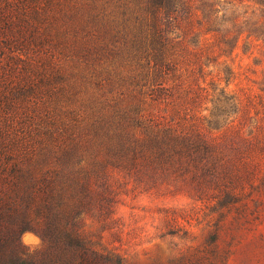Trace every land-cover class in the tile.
<instances>
[{
	"label": "trees",
	"instance_id": "trees-1",
	"mask_svg": "<svg viewBox=\"0 0 264 264\" xmlns=\"http://www.w3.org/2000/svg\"><path fill=\"white\" fill-rule=\"evenodd\" d=\"M222 9L220 0H0V264H123L80 224L96 204L102 218L112 212L104 194L110 168L135 178L151 166L160 182H190L198 198L218 202L264 179V156L239 128L225 141L236 152L220 147L234 124L224 108L231 97H216L206 114L187 106L171 117L95 112L60 65L68 52L102 56L113 48L161 57L186 36L208 40L215 29L208 25L228 21ZM223 114L227 125H216ZM90 133L114 138L116 150H81ZM41 221L47 227L37 229L44 243L36 255L18 235Z\"/></svg>",
	"mask_w": 264,
	"mask_h": 264
},
{
	"label": "rangeland",
	"instance_id": "rangeland-1",
	"mask_svg": "<svg viewBox=\"0 0 264 264\" xmlns=\"http://www.w3.org/2000/svg\"><path fill=\"white\" fill-rule=\"evenodd\" d=\"M220 4L219 14L228 21L208 25L215 28L208 40L186 36L161 57L117 48L102 56L68 52L60 65L77 78L81 98L95 104V112L114 107L171 117L187 106L206 114L214 110L216 97H231L224 108L234 124L223 134V153L236 152L225 141L235 140L233 131L239 128L251 151L264 156V0ZM226 120L223 114L216 125L225 126ZM82 144L81 150H116L114 138L92 133ZM107 176L104 194L112 212L104 219L96 204L95 210L81 213V230L123 264H264V179L243 196L218 202L198 198L190 182H160L151 166L141 167L135 178L119 168H110ZM24 226L18 237L37 255L44 243L37 229L47 226L43 221Z\"/></svg>",
	"mask_w": 264,
	"mask_h": 264
}]
</instances>
